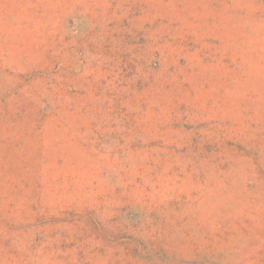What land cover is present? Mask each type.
<instances>
[{
    "label": "rangeland",
    "instance_id": "1",
    "mask_svg": "<svg viewBox=\"0 0 264 264\" xmlns=\"http://www.w3.org/2000/svg\"><path fill=\"white\" fill-rule=\"evenodd\" d=\"M0 264H264V0H0Z\"/></svg>",
    "mask_w": 264,
    "mask_h": 264
}]
</instances>
